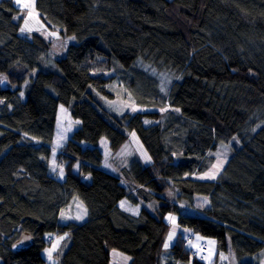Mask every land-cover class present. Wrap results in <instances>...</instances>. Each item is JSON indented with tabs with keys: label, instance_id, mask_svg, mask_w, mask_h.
Returning a JSON list of instances; mask_svg holds the SVG:
<instances>
[{
	"label": "trees",
	"instance_id": "16d2710c",
	"mask_svg": "<svg viewBox=\"0 0 264 264\" xmlns=\"http://www.w3.org/2000/svg\"><path fill=\"white\" fill-rule=\"evenodd\" d=\"M33 9L48 30L76 41L43 68L45 36L21 35V8L0 0V264H38L48 234L65 232L55 264H109L111 249L127 264H229V245L238 264H255L247 257L264 247V0H33ZM137 60L170 74L165 92ZM114 78L144 111L100 105ZM59 104L79 121L55 154L63 181L49 164ZM126 130L151 162L133 159L119 175L102 167L98 145L105 138L116 153ZM233 137L239 145L221 171L199 178ZM196 195L208 199L202 215L189 213ZM73 197L87 219L60 222ZM171 226L177 235L163 263ZM24 231L34 244L14 251ZM200 240L204 259L194 252Z\"/></svg>",
	"mask_w": 264,
	"mask_h": 264
},
{
	"label": "rangeland",
	"instance_id": "374dc122",
	"mask_svg": "<svg viewBox=\"0 0 264 264\" xmlns=\"http://www.w3.org/2000/svg\"><path fill=\"white\" fill-rule=\"evenodd\" d=\"M14 4L21 8V12L19 13V16L22 17V25L20 27V34L25 36H30L33 32L41 33L45 36V39L48 42V55L47 59H49V62L46 61V64H43V68H46L51 64V60L53 58H59L62 55H64L67 47L69 44L74 43L76 41L75 37L73 36H66L60 34L59 28H56L55 30H48L45 26V23L43 20L37 15L38 13L33 9V0H14ZM21 29H24L21 31ZM140 60H137L136 62H139ZM141 62V61H140ZM143 65L146 67L141 68L144 70V73H142V76H146L147 74H151L156 79L155 85H159V88H163L165 92L170 84V82L173 80L170 77V74L167 72H159L155 70L152 72L150 67L147 64ZM99 73L97 72H94ZM105 75H109V71H104ZM34 75V73L32 74ZM28 83V81H27ZM25 83L24 85H26ZM23 85V87H24ZM107 90H109L112 93V97H107L103 95H98L97 99L100 103V105L108 109L112 112H114L117 115H122L126 112L128 113H135V112H142L145 110V107L142 105H139L137 102H135L132 99V95L127 92L126 86L119 78H114L110 83H107L106 85ZM162 90V89H161ZM23 97L25 96L24 89L22 90ZM79 125V121L77 119H74L71 117L70 112L67 107L59 104L56 114V121L54 126V135H53V142H52V152L50 154L49 158V164H50V174L54 175L55 177H58L60 173H63L62 170H59L57 168L56 163L54 161L55 154L54 151L58 149V147L62 146L65 141L70 137L73 130L76 128V126ZM127 135V140L125 143L121 146V148L116 151V153L111 154V150L108 147L107 140L105 138H102L99 142V149L102 153L103 159H102V167L105 169H114L117 174L121 175V168L127 167L131 160L136 159L138 160L142 165H148L151 162V156L144 146L143 142L141 141L140 137L138 136L137 132L135 130H126L125 131ZM239 139L236 137H233L232 140H230L228 143H219L215 150L212 152L213 161L211 163V166L203 172L201 175H199V178L201 179H212V177L209 175L210 172L215 171V176L221 171V169L226 164V161L228 157L230 156L231 152L235 147H238ZM83 147H86V143H82ZM222 161V164H221ZM220 164L219 171H216L213 169V165ZM77 166V165H76ZM75 171L78 170V167L74 168ZM111 170V171H112ZM122 178V176H120ZM125 183L127 188L129 187L131 189L132 194L135 193L136 187H132L133 184L126 181L124 178L121 180ZM128 188V189H129ZM143 192V188L141 190ZM146 198V194L143 195ZM148 197V196H147ZM194 207L196 209L190 210V214H200L197 210V207L202 208L205 207L208 203V199L206 195H196L195 197ZM158 205V202L156 200H150L145 202V206L151 211L154 212V207ZM124 207H129L128 205H124ZM82 216V219H77V217ZM87 219V210L82 205V203L73 197L71 201L67 204L65 208H63L60 211L59 214V221L60 222H66V221H76V222H83ZM171 234V239H169V235ZM50 237L54 239V242H51V245H56L55 249L58 248V246L61 245V241L66 238V234H54L50 233L48 234ZM177 235V228L171 226L169 231L165 233L163 244L161 247V257L163 260V263L167 262V259L170 258V248L175 240V237ZM63 237V239H60ZM167 243L168 247L165 248V244ZM51 245L45 246L41 250V254H45L49 257V250H52ZM228 260L229 264H238L237 259L235 256L234 251L229 245L228 250ZM53 256L51 255V258ZM125 258H129L128 255L125 253H122L120 250L117 249H111L109 252V264H127L128 262H125ZM247 259L251 260L255 264H264V247L262 250H260L258 253H255Z\"/></svg>",
	"mask_w": 264,
	"mask_h": 264
},
{
	"label": "water",
	"instance_id": "95a60500",
	"mask_svg": "<svg viewBox=\"0 0 264 264\" xmlns=\"http://www.w3.org/2000/svg\"><path fill=\"white\" fill-rule=\"evenodd\" d=\"M34 244V238L26 231L22 232L20 236L12 243L11 248L14 251H21L31 247Z\"/></svg>",
	"mask_w": 264,
	"mask_h": 264
},
{
	"label": "crops",
	"instance_id": "0c3cea01",
	"mask_svg": "<svg viewBox=\"0 0 264 264\" xmlns=\"http://www.w3.org/2000/svg\"><path fill=\"white\" fill-rule=\"evenodd\" d=\"M56 151H57V150L54 151V154L56 153ZM51 152H52V150H51ZM49 162H50V161H49ZM103 168H104V167H103ZM59 170H60V169H59ZM106 170H108V169H106ZM111 170H112V169H109L108 171H110V172H114V171H115L114 169H113L112 171H111ZM74 171H75V170H74ZM75 172H77V171H75ZM63 176H64L63 173H60L58 178L61 179ZM123 183H124V182H123ZM124 184H125V183H124ZM137 190H138V189L136 188V191H137ZM169 217H171V216H169ZM170 220H171V219H170ZM183 232H184L185 234L190 233L188 229H184ZM63 234H66L67 236H66V238H65L64 240L61 241V244H62L65 240H67V238H68V232H65V233H63ZM53 242H54V239H53ZM53 242H52V243H53ZM50 245H51V244H50ZM50 245H49V246H50ZM55 247H56V245H55ZM58 247H59V246H58ZM51 248H52L51 253H52V256H53V253H54V251H55L56 249H55L54 246H52V245H51ZM41 255H42V257H43L44 259H46V260H48V261H52V262L55 261L54 257H52L51 259H49V257L46 256V255L43 254V253H42ZM128 260H129V258H125V262H128Z\"/></svg>",
	"mask_w": 264,
	"mask_h": 264
},
{
	"label": "built area",
	"instance_id": "2783aa9c",
	"mask_svg": "<svg viewBox=\"0 0 264 264\" xmlns=\"http://www.w3.org/2000/svg\"><path fill=\"white\" fill-rule=\"evenodd\" d=\"M188 243V239L183 241V245L186 246ZM207 243L203 240L199 241L196 247V250L194 251L196 256L199 258H206L207 257Z\"/></svg>",
	"mask_w": 264,
	"mask_h": 264
},
{
	"label": "snow or ice",
	"instance_id": "6c2138e0",
	"mask_svg": "<svg viewBox=\"0 0 264 264\" xmlns=\"http://www.w3.org/2000/svg\"><path fill=\"white\" fill-rule=\"evenodd\" d=\"M24 29H21V31H23ZM4 79H6V78H4ZM3 81H0V83H2ZM21 95H23V93H21ZM221 164H222V161H221ZM219 167H220V164H217V165H213V169H215L216 171H219ZM215 171L214 172H210L209 173V175L212 177V178H214L215 177ZM83 217L82 216H80V217H77V219H82ZM169 219H171L173 222H174V217H169ZM60 239H63V237H61ZM169 239H171V234L169 235ZM168 247V245H167V243L165 244V248H167ZM54 248H55V245H54ZM51 255H52V253H51V250H49V259H51Z\"/></svg>",
	"mask_w": 264,
	"mask_h": 264
},
{
	"label": "bare ground",
	"instance_id": "6f19581e",
	"mask_svg": "<svg viewBox=\"0 0 264 264\" xmlns=\"http://www.w3.org/2000/svg\"><path fill=\"white\" fill-rule=\"evenodd\" d=\"M134 65H137V66H142L143 64L139 61V62H136V64H134ZM20 94H21V92H20ZM52 175V174H51ZM63 175H64V173H63ZM54 178H56V179H58L59 181H63L64 180V176L61 178V179H59L58 177H55L54 175H52ZM59 214H60V212H59ZM58 217H59V215H58ZM67 222V221H66ZM42 256V255H41ZM43 258V257H42ZM55 259V258H54ZM43 260L44 261H41V262H39L38 264H55V262H56V260L54 261V262H52V261H48V260H46V259H44L43 258Z\"/></svg>",
	"mask_w": 264,
	"mask_h": 264
}]
</instances>
